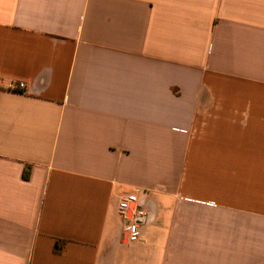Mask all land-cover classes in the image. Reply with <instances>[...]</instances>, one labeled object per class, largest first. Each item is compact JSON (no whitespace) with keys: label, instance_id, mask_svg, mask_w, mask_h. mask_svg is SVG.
<instances>
[{"label":"crops","instance_id":"0c3cea01","mask_svg":"<svg viewBox=\"0 0 264 264\" xmlns=\"http://www.w3.org/2000/svg\"><path fill=\"white\" fill-rule=\"evenodd\" d=\"M0 264H264V0H0Z\"/></svg>","mask_w":264,"mask_h":264},{"label":"built area","instance_id":"2783aa9c","mask_svg":"<svg viewBox=\"0 0 264 264\" xmlns=\"http://www.w3.org/2000/svg\"><path fill=\"white\" fill-rule=\"evenodd\" d=\"M20 87H24V85L21 83ZM137 202V193L131 192L124 195L118 205L119 214L124 220V231L128 241L131 243L141 240V228L148 218V213L144 209L138 207L133 209L131 207L132 204H136Z\"/></svg>","mask_w":264,"mask_h":264},{"label":"trees","instance_id":"16d2710c","mask_svg":"<svg viewBox=\"0 0 264 264\" xmlns=\"http://www.w3.org/2000/svg\"><path fill=\"white\" fill-rule=\"evenodd\" d=\"M24 176H25V178L29 177V171L28 170L25 171ZM66 242L67 241H65L63 239H57L55 241V247H54L55 251L60 252L64 248Z\"/></svg>","mask_w":264,"mask_h":264},{"label":"rangeland","instance_id":"374dc122","mask_svg":"<svg viewBox=\"0 0 264 264\" xmlns=\"http://www.w3.org/2000/svg\"><path fill=\"white\" fill-rule=\"evenodd\" d=\"M131 207H133V209H134V208H135V205H134V204H132V205H131ZM129 216H131V214H129Z\"/></svg>","mask_w":264,"mask_h":264},{"label":"water","instance_id":"95a60500","mask_svg":"<svg viewBox=\"0 0 264 264\" xmlns=\"http://www.w3.org/2000/svg\"><path fill=\"white\" fill-rule=\"evenodd\" d=\"M133 208V207H132Z\"/></svg>","mask_w":264,"mask_h":264}]
</instances>
